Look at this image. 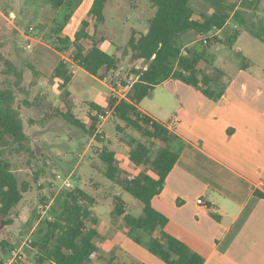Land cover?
I'll list each match as a JSON object with an SVG mask.
<instances>
[{
	"label": "trees",
	"instance_id": "1",
	"mask_svg": "<svg viewBox=\"0 0 264 264\" xmlns=\"http://www.w3.org/2000/svg\"><path fill=\"white\" fill-rule=\"evenodd\" d=\"M48 1L59 11L71 0ZM83 1L72 0L69 5L79 6ZM108 1L94 0L88 19L82 21L74 39L59 38L61 46L58 49L61 53H68L73 63L97 78L103 79L112 72L116 74L124 66L126 79L123 83L127 81L132 84L128 100L116 104L108 99L107 104L101 107L91 104L97 114L93 116L90 113L87 121L83 122L73 111L71 93L67 89L72 81L71 64L62 60L54 76L62 80L65 91L60 102L45 112L39 124L62 119L102 142L104 135L97 133L100 123L98 114L115 106L117 118L139 135V138L128 135L127 140V130L118 126L117 130L125 133L126 137L114 140L118 147L127 149L129 162L137 172L120 167L118 153L106 148L107 146L98 148L95 153L105 166L107 179L119 183L122 190L132 196L141 209V215L131 214L126 201L115 195L112 217L121 220L126 226L128 237L138 244L145 242L148 252L166 264H204L205 259L201 255L166 231L169 218L153 206V200L162 193L168 176L179 161L180 148L184 144L179 143V138L164 123L144 114L139 106L158 85L168 80L181 81L218 102L225 95L227 75L225 71H221L215 78L209 76L205 69L212 61L210 48L199 49L190 44L203 34L209 35L215 30L230 28L225 38L215 37L212 42L223 44L233 51L243 30L264 42V23L258 29L257 25H247L241 8L254 6V2L248 0H203L211 12L201 14L193 6L195 0H147L152 11L147 19V29L140 31L133 28L122 53L110 55L102 48L107 38L100 34V27L106 22L105 8ZM231 22L234 23L233 26L230 25ZM59 31L63 29L60 28ZM183 50L186 54H183ZM250 66L251 63L245 58L239 65L242 70H248ZM30 67L41 75L34 66ZM8 69V73L13 70L17 77L15 87L22 90V72L12 64H8ZM15 99L16 92L13 88L0 89V228L15 223L19 215L17 207L31 188L30 183L20 182L10 160L5 157L8 148L30 151L29 144L26 146L29 140L20 114L12 107ZM25 103L28 106L36 105L27 101ZM122 141H127V145L123 146ZM174 142H178L179 146H174ZM97 205V197L79 187L62 191L34 234L31 245L38 251L37 264L45 261L55 264H93L96 260L103 259L99 247L103 240L98 231L99 219L93 212ZM212 216L219 219L215 214ZM142 233L147 235V239ZM4 247H8L10 251L14 248L7 242H4ZM124 256L127 254L122 250H114L109 254L106 264H127L122 259Z\"/></svg>",
	"mask_w": 264,
	"mask_h": 264
},
{
	"label": "rangeland",
	"instance_id": "2",
	"mask_svg": "<svg viewBox=\"0 0 264 264\" xmlns=\"http://www.w3.org/2000/svg\"><path fill=\"white\" fill-rule=\"evenodd\" d=\"M93 1L84 0L83 4L78 6L69 5L72 3L71 0L57 11L48 0H0V89L15 90L16 99L12 107L20 114L24 132L29 140L26 146L29 144L30 149V151H17L15 147L8 148L5 157L10 160L20 182L31 184L30 191L24 195L23 201L17 207L19 218L13 225L0 228V256L2 253H7L5 258L0 257V262L7 260L12 252L3 246V241L12 244L13 249L16 250L29 239L33 240L41 221L56 204L62 191L75 190L79 187L96 196L98 205L93 208V212L101 225L115 222L111 218L115 195L126 201L131 214L135 216L141 214V209L132 196L124 192L119 183L107 179L104 173L105 166L95 153L98 148L102 149L104 146L110 150H117L121 154L120 167L137 172L129 162L127 149L117 147L114 140L126 137L125 133L117 130L118 126L127 130V140L128 135L139 138L138 133L118 118L98 124L97 133L104 135L101 138L102 142L89 137L83 129L73 127L62 119L39 124L45 112L60 102L65 91L62 80L54 76L55 68L63 58L58 49L61 46L58 41L59 38H64L65 34L59 30L62 28L70 34L75 31V27H81V22L89 16ZM248 1L254 2V6L241 9L245 13L247 25H257L258 29L260 24L264 23V0ZM193 6L198 14L211 12L203 0H195ZM105 15L106 24L102 32L110 43H106L104 49L111 55H120L130 40L133 28L140 31L147 29V19L152 15V11L147 0H109ZM70 22L72 26L67 28ZM233 24L230 23L231 26ZM227 30H215L209 34L207 43L198 38L190 44L199 49L210 48L212 61L205 69L208 75L215 78L219 72L225 71L226 75L231 77L233 70L241 65L242 59L245 58L251 63L255 75L264 76L259 66L264 62V42L257 40L249 31H243L238 46L233 51L223 44L212 42L215 37L225 38L229 32ZM92 31L94 32V29ZM28 36L32 38L30 42H27ZM29 45L31 48H28ZM86 45L88 46V43ZM62 54L70 57L67 53ZM8 64H12L22 72V81H20L22 90L15 87L17 77L13 70L8 73ZM31 65L41 75L36 74ZM79 68L77 67L78 73L72 74L74 75L72 83L75 81L77 83L73 85L70 83L67 89L71 91L70 97L75 115L86 122L87 115L97 114V111L91 108V104L101 107L106 103L109 96V89L107 90L106 86L112 83L111 79L113 82L120 81L123 84L126 71L125 67L121 66L116 74L112 72L113 77L107 75L105 79H101L93 78L86 74L85 70H78ZM102 81L107 85L105 86ZM174 82L180 84L178 82L181 81ZM124 84H128L127 81ZM168 86L156 87L157 89L140 104L142 110L165 124H168V121L172 123L177 106L176 99L167 92ZM26 101L36 105L28 106ZM126 142L122 141V145L126 146ZM65 180H69L73 187H65ZM117 221L118 224L121 223L120 220ZM142 235L147 239L145 233ZM106 236L107 234L103 238ZM125 244L122 251L127 256L122 259L127 264L144 263L145 256L153 258L150 257L145 242L138 244L128 237ZM32 249L38 252L32 245H26L23 251L28 256ZM155 258L159 260L158 257ZM35 261V254L31 253L27 264H35Z\"/></svg>",
	"mask_w": 264,
	"mask_h": 264
},
{
	"label": "crops",
	"instance_id": "3",
	"mask_svg": "<svg viewBox=\"0 0 264 264\" xmlns=\"http://www.w3.org/2000/svg\"><path fill=\"white\" fill-rule=\"evenodd\" d=\"M104 25L100 27L101 35ZM71 26L70 22L67 28ZM75 28L70 34L63 30L65 37L73 40L81 27ZM106 43H110L108 38L102 47L104 51ZM61 56V61L67 60L72 65L70 57L62 53ZM259 66L264 72V62ZM233 71L231 77L225 78L227 89L218 102L183 82L175 84V80H168L157 86L169 85L167 92L177 101L172 118L180 121L164 124L184 145L153 206L169 218L166 231L201 255L204 264H264V76L255 75L251 66L248 70L238 66ZM139 109L152 117L140 106ZM179 143L174 142V146ZM198 199L204 204H198ZM111 218L115 222L105 225L99 222L101 237L107 236L99 244L103 259L93 264H106L111 252L126 246L128 229ZM33 250L23 264L28 263L31 253L35 258L38 256ZM150 255L153 258L145 256L143 264H166ZM6 256L7 253H2L0 257Z\"/></svg>",
	"mask_w": 264,
	"mask_h": 264
},
{
	"label": "built area",
	"instance_id": "4",
	"mask_svg": "<svg viewBox=\"0 0 264 264\" xmlns=\"http://www.w3.org/2000/svg\"><path fill=\"white\" fill-rule=\"evenodd\" d=\"M32 30V29H31ZM209 35L203 34L200 37V40L204 43H207ZM32 38L30 36L27 37V42H30ZM28 48H31V45L28 46ZM183 54H186V51L183 50ZM77 67L75 64L71 67L72 74H75L77 72ZM123 69V68H122ZM109 76L113 77L112 73L109 74ZM111 82L108 85L109 89V96L108 99L113 100L118 104L122 100H128V94L130 92L132 84H122L120 81L113 82L111 79ZM99 122L100 124H103L107 121H114L117 116L115 112V106L106 109L104 112H101L98 114ZM177 118H174L172 123L179 122ZM65 187H73L72 183L69 180L64 181ZM198 204L203 205L204 201L202 199H198ZM52 219V218H50ZM32 239H29L27 242H24L20 248H17L16 250L13 249L10 253V256L7 260L2 261L0 264H22L26 260V254L24 253L23 249H25L26 245H31Z\"/></svg>",
	"mask_w": 264,
	"mask_h": 264
}]
</instances>
